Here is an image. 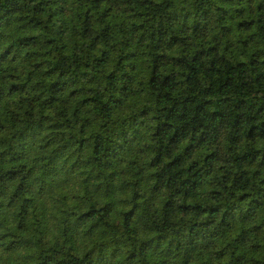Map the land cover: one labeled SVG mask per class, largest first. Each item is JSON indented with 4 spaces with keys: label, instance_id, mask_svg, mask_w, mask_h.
I'll return each mask as SVG.
<instances>
[{
    "label": "clouds",
    "instance_id": "9594fccd",
    "mask_svg": "<svg viewBox=\"0 0 264 264\" xmlns=\"http://www.w3.org/2000/svg\"><path fill=\"white\" fill-rule=\"evenodd\" d=\"M0 264H264V0H0Z\"/></svg>",
    "mask_w": 264,
    "mask_h": 264
}]
</instances>
